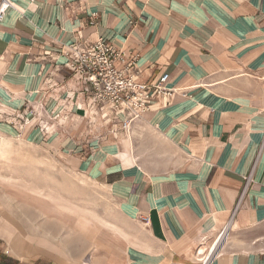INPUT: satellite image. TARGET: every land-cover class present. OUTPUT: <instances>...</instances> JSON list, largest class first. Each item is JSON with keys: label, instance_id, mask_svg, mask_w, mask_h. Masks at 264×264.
<instances>
[{"label": "crops", "instance_id": "1", "mask_svg": "<svg viewBox=\"0 0 264 264\" xmlns=\"http://www.w3.org/2000/svg\"><path fill=\"white\" fill-rule=\"evenodd\" d=\"M9 1L0 165L38 179L0 171V264H200L226 227L209 264H264V0ZM99 39L134 58L137 82L169 74L172 95L125 130L66 66L69 45ZM27 150L72 186L44 188ZM79 180L104 192L108 215Z\"/></svg>", "mask_w": 264, "mask_h": 264}, {"label": "built area", "instance_id": "2", "mask_svg": "<svg viewBox=\"0 0 264 264\" xmlns=\"http://www.w3.org/2000/svg\"><path fill=\"white\" fill-rule=\"evenodd\" d=\"M10 6L9 0H0V22ZM65 55L66 66L79 87L77 91L90 99L94 111L102 113L107 105L113 114L122 115L120 125L124 130L129 128L131 121L141 117L153 97L172 95L173 91L165 86L168 73L151 84L137 82L131 74L134 58L104 40L71 44ZM140 219L148 221L147 217ZM223 232L224 229L218 235Z\"/></svg>", "mask_w": 264, "mask_h": 264}, {"label": "rangeland", "instance_id": "3", "mask_svg": "<svg viewBox=\"0 0 264 264\" xmlns=\"http://www.w3.org/2000/svg\"><path fill=\"white\" fill-rule=\"evenodd\" d=\"M26 153L27 154L25 155L28 157V159L30 158L34 160L35 156H37L36 161L41 163L42 168H43V174L41 176L42 180H39V183H41L44 188L50 187L52 184H54V186L56 187L58 186L60 188L62 187L66 190L67 186L68 187L72 186L71 183L67 181V179H65L64 176H61V175L59 176V178H58V175H56L55 177H53L55 179L51 180L50 173L52 171L56 172L58 170H61V168L58 167L59 166L58 163L52 159V156L50 154L38 153V152L35 153L34 151H29V150H27ZM2 166L0 165V171L9 172V170H11V171L23 172L29 176V179L26 181L27 183L31 184L32 186H34V184L37 183L38 178L35 177L36 175L35 170L34 168L28 165H26L25 167L22 166L20 170L14 168V164H10V166L4 165L3 168ZM10 168H14V169H10ZM15 182H18V180H15ZM68 182H69V185H68ZM77 183L79 186L75 188L76 189L75 192L78 194H81L82 193L81 191L84 190L87 197L90 196L88 200H89L91 207L95 208L94 209L95 214L100 215V216L108 215L109 212H105V211L102 212L98 210V208L106 209L107 207L110 206V202L108 201V198L105 196L104 192L93 184H87V183L85 184V182L84 181L82 182L81 180H79ZM201 247L206 249L208 247V241L201 243L198 249H200Z\"/></svg>", "mask_w": 264, "mask_h": 264}, {"label": "bare ground", "instance_id": "4", "mask_svg": "<svg viewBox=\"0 0 264 264\" xmlns=\"http://www.w3.org/2000/svg\"><path fill=\"white\" fill-rule=\"evenodd\" d=\"M227 235L228 234H227V227H226L224 228V232L220 236L219 235H216V236L214 235L215 237L213 236V238L210 240L207 250L203 248L204 246L199 249V255L197 256L199 258L198 260H200V264H209L211 259L220 249Z\"/></svg>", "mask_w": 264, "mask_h": 264}]
</instances>
